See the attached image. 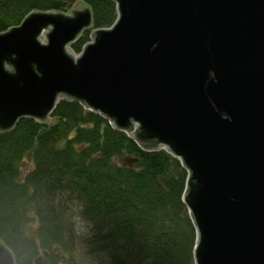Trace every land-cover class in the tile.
Listing matches in <instances>:
<instances>
[{
	"label": "water",
	"instance_id": "95a60500",
	"mask_svg": "<svg viewBox=\"0 0 264 264\" xmlns=\"http://www.w3.org/2000/svg\"><path fill=\"white\" fill-rule=\"evenodd\" d=\"M30 12L0 33V131L64 98L188 170L195 264H264V0H114ZM0 264H18L0 241Z\"/></svg>",
	"mask_w": 264,
	"mask_h": 264
},
{
	"label": "trees",
	"instance_id": "16d2710c",
	"mask_svg": "<svg viewBox=\"0 0 264 264\" xmlns=\"http://www.w3.org/2000/svg\"><path fill=\"white\" fill-rule=\"evenodd\" d=\"M78 2L93 13L72 44L78 53L116 21L114 0H0V33L34 10ZM188 178L179 158L64 98L49 121L22 117L0 131V241L18 264H195Z\"/></svg>",
	"mask_w": 264,
	"mask_h": 264
},
{
	"label": "rangeland",
	"instance_id": "374dc122",
	"mask_svg": "<svg viewBox=\"0 0 264 264\" xmlns=\"http://www.w3.org/2000/svg\"><path fill=\"white\" fill-rule=\"evenodd\" d=\"M84 5H86V4H84ZM79 6H80V2L76 3L73 7H79ZM70 10H71V9H70ZM70 10H69V11H70ZM69 11H67V13H68ZM93 31H94V30H93ZM93 31H92V32H93ZM81 51H82V50H81ZM81 51L78 52L77 54H80ZM94 264H99V263L95 262Z\"/></svg>",
	"mask_w": 264,
	"mask_h": 264
}]
</instances>
